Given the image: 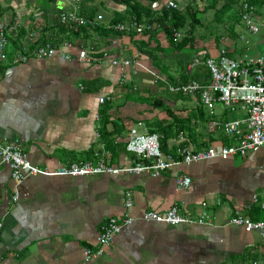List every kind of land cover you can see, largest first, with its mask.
Wrapping results in <instances>:
<instances>
[{"label":"crops","instance_id":"0c3cea01","mask_svg":"<svg viewBox=\"0 0 264 264\" xmlns=\"http://www.w3.org/2000/svg\"><path fill=\"white\" fill-rule=\"evenodd\" d=\"M68 1L0 0V17L9 14L19 22V32L9 36V59L0 62V143L19 145L29 160L41 168L55 170L71 161L93 158L102 151L107 153L110 164H133L135 156L126 150L130 129L138 123L147 128V123L155 119L170 121L162 109L139 98H163L179 116L183 110L198 108L187 97L169 100L172 94L147 69L80 60L77 44L92 46L95 54L107 52L139 61L172 82L186 81L184 69L193 55L217 57L221 46L234 56L243 45L253 56L264 53L263 15L261 31L254 37L243 24H238L237 32L249 41L246 44L241 39L233 40L227 24L215 26L214 10L209 9L196 32V51L186 48L177 52L155 27L152 32H159L153 39L135 32L136 36L116 35L94 29L96 25L108 27L113 11L123 13L126 9L123 5L94 0L93 5L98 6L94 17L97 23L74 39L73 48L64 49L72 57L54 55L13 64L14 53L27 43L29 46L30 32L41 31L50 38L58 31L60 12L70 10ZM80 1L70 0L69 4L80 11ZM169 1L141 0L157 12L167 7ZM174 1L181 10L190 5L204 9L209 3ZM104 8H109L110 16ZM57 41L53 40L58 46ZM197 73L205 77L202 75H207L206 68L201 66ZM125 74L129 78L127 84L121 81ZM103 96L108 99L101 103ZM108 103L112 108L106 130L114 135L111 139L118 146L116 155L104 144L99 131L101 108ZM234 116L222 106H218L215 115L218 120ZM209 121L205 116L193 119L190 135L179 133L169 139L166 146L171 154L180 145L201 150L222 141L232 142L221 131L211 132ZM116 125L123 128L119 135ZM179 177L191 178V184L181 187L177 183ZM128 192L133 203L129 211L125 206ZM16 194L18 199L14 200ZM173 205L194 218L203 214L209 218L204 224L178 226L143 219L147 211L164 212ZM237 212L254 222H264V148L244 158L181 163L158 177L127 172L79 177L38 175L18 182L11 169L2 166L0 264H245L263 260V232L246 231L231 224ZM127 213L133 222L123 226L101 255L85 261V250L95 251L99 247L101 226L110 218H123Z\"/></svg>","mask_w":264,"mask_h":264},{"label":"built area","instance_id":"2783aa9c","mask_svg":"<svg viewBox=\"0 0 264 264\" xmlns=\"http://www.w3.org/2000/svg\"><path fill=\"white\" fill-rule=\"evenodd\" d=\"M167 7L177 9L179 5L176 1L168 2ZM241 19L245 31L249 35H258L261 31L262 15L254 5L244 2L241 5ZM102 17H99L101 19ZM59 21L66 26L69 31L77 33L84 27L96 25V20L82 16L78 11H63L59 14ZM116 31L123 33L136 32L143 34L152 31L151 24H139L134 21L129 24H114L110 26ZM160 27V26H159ZM18 19L9 14L0 17V62L8 61L10 37L18 33ZM188 27L182 31H175V42L181 41L187 34ZM41 31H32L28 34L29 46L22 47L14 53L12 63H21L31 58H45L54 55H61L69 59L71 53L64 49L75 46L74 40H65L58 46L53 41L44 44L40 43ZM240 39L246 44L249 41L245 36ZM78 46V58L87 63H103L109 61L113 65L125 67H142L149 70L161 81L163 86L171 94H181L190 98L197 107L203 108L207 114L212 116L210 125L216 130L232 140L230 144H212L201 150H195L188 145H180L174 154L165 153L162 150L161 136L158 133H150L143 123H138L130 129L126 150L135 156L133 164L128 166H117L108 162L107 153L102 151L94 154L93 158L71 161L55 170L41 168L34 165L28 158L24 150L17 144L0 143V168L8 166L12 171V177L22 182L31 176H93L100 174L130 173L137 176L148 174L158 177L169 168L181 163H195L209 159L227 160L234 156L246 157L252 151L264 148V54L253 56L247 52L234 58L229 56V50L221 46L217 57L196 55L187 65L185 75L186 81H169L160 77L149 68L143 66L139 61L122 59L109 55L107 52L96 56L92 46L85 47L80 43ZM205 67L207 75L197 73L200 67ZM122 83L127 84L128 75H123ZM133 88H136L134 86ZM108 97H100L99 101L104 103ZM218 106H222L226 113L234 117L218 120L215 115ZM177 183L181 187H188L191 178L179 177ZM18 195L14 196V200ZM129 211L132 206L131 194L127 193L125 202ZM209 216L203 214L194 218L188 214H183L177 205H173L164 212L156 210L147 211L143 214V219L148 222L163 223L172 226L180 224H204ZM133 218L127 213L123 218H110L100 228L98 237V249H86L84 252L85 261L90 262L92 258L102 254L103 249L109 246L116 235L122 230L124 225L131 224ZM230 223L243 227L246 231L260 230L264 234V222H254L248 216L240 212L234 214ZM245 264H264L261 261H251Z\"/></svg>","mask_w":264,"mask_h":264},{"label":"trees","instance_id":"16d2710c","mask_svg":"<svg viewBox=\"0 0 264 264\" xmlns=\"http://www.w3.org/2000/svg\"><path fill=\"white\" fill-rule=\"evenodd\" d=\"M148 1L159 2L160 0H148ZM208 1H209L208 6L204 9H200L198 5L197 7L190 5L186 8V10H181L180 8L174 9L170 7H163L159 12H157L155 9L152 8V6L143 4L141 0H114L115 4L117 5L126 6L125 11L123 13L119 11H113V17L110 22L111 25H109L108 27L102 25H96L95 28L94 27L93 28L100 32L104 31L105 33H114L116 35H122L124 34L123 32L116 31L114 28H111L110 26L118 23L129 24L134 21L138 22L139 24H151L153 28L155 27L161 30V32H163L164 37L167 39L171 48H174L175 50H177V52L182 51L186 48H189L191 51L193 50V52H195L197 49L196 32L198 28L203 24L202 22L203 14L206 13L209 9L214 10V17H215L214 25L217 26L218 24H227L228 25L227 31L229 32V34H232V38L235 41H238V39H240L241 37V35L237 32L236 28L238 24L242 23L240 12H241V5L244 2H248L249 4L256 6L258 8L259 13L264 16V13H262L263 11L261 12L262 8H264V0H208ZM220 2L223 3L221 4L220 7H218ZM93 3L94 0L80 1V11H78V13L81 14L82 16L94 19V17L97 15L98 6H94ZM103 4H105V2H103ZM186 27H188V32L186 36L181 41L175 42L174 40L175 31H182ZM88 29L89 27L83 26L79 32L74 33L69 31V29L66 26L59 23L58 31L54 32V34H52V37L48 38L46 34L41 32V38L39 42L44 44L48 41L58 40L56 44H60L65 40H74L76 37L80 36L81 33L86 32ZM152 31H146L141 35L149 36V38L151 37V39L156 38V35L159 31L158 30L155 32ZM130 33L131 35L132 34L134 35V32H130ZM136 35L138 34L136 33ZM214 35L217 39V42H219V37L217 38L216 34ZM261 35L263 36V34ZM260 38L261 37H259L258 39ZM261 39L263 41V37ZM157 51L159 50L158 49L155 50V52ZM247 51H248L247 45H243V47H241L238 50L236 56H238V54L241 55ZM152 53L154 54V51ZM152 53L150 52L151 56L153 55ZM100 55L102 54H96L97 57ZM218 55H219V51H218ZM229 56L232 58L236 57L231 54H229ZM156 60L158 61L157 57ZM170 78L173 79V76H171ZM185 78H186L185 80H187L186 76ZM132 95H134V93ZM178 97L182 100L187 99L184 95L181 94H177V95L172 94V97L168 99L170 100L172 98H178ZM148 98L149 99L139 98V100L150 104L153 108L162 109V111L166 113L165 118L170 119V121L168 120L162 121L155 119L147 123V128L150 133L160 134L162 150L165 153H171L168 150V147L166 146L169 139L175 138L179 133L190 135V130H191L190 124L193 119L196 120L199 117L204 118L205 116L207 121L210 120L209 124L211 122L212 116L207 114V112L203 108L198 107L196 110H183L185 115H183L182 112L181 116H179L174 111V107L168 104L163 98L153 97V96H150ZM111 108L112 105H110L109 103L101 108V113H100L101 126L99 127V131H100L101 139L104 142V144L112 152L113 155H116L118 154V149H117L118 146L115 145L114 144L115 142H113V140L111 139L113 138L114 135H112V133L106 130V123L107 120H109L110 118L109 111L111 110ZM190 113H192V115H190ZM210 128L212 129L211 132L216 131L214 127L211 126ZM122 131L123 128H118V126L116 125L115 132L116 133L118 132L117 135L121 134ZM222 137L225 139L224 136ZM222 142L223 144H230L229 141H222Z\"/></svg>","mask_w":264,"mask_h":264},{"label":"rangeland","instance_id":"374dc122","mask_svg":"<svg viewBox=\"0 0 264 264\" xmlns=\"http://www.w3.org/2000/svg\"><path fill=\"white\" fill-rule=\"evenodd\" d=\"M47 1V0H46ZM69 2H70V0L67 2V5H68V8H70V10L69 11H76V8L73 6V5H70L69 4ZM48 3V2H47ZM103 11L105 12V13H108L109 14V12H110V10H109V8H104L103 9ZM111 15V13L108 15V16H110ZM254 37V36H253ZM165 87V86H164ZM166 89V88H165ZM168 91V90H167ZM169 92V91H168ZM170 93V92H169ZM171 94V93H170Z\"/></svg>","mask_w":264,"mask_h":264},{"label":"water","instance_id":"95a60500","mask_svg":"<svg viewBox=\"0 0 264 264\" xmlns=\"http://www.w3.org/2000/svg\"><path fill=\"white\" fill-rule=\"evenodd\" d=\"M107 3L113 4L115 3L114 0H105Z\"/></svg>","mask_w":264,"mask_h":264}]
</instances>
